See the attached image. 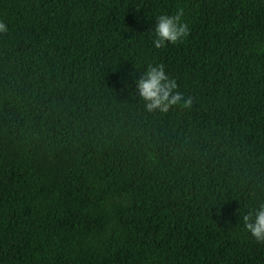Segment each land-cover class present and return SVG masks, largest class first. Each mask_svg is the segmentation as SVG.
<instances>
[{
	"label": "trees",
	"instance_id": "1",
	"mask_svg": "<svg viewBox=\"0 0 264 264\" xmlns=\"http://www.w3.org/2000/svg\"><path fill=\"white\" fill-rule=\"evenodd\" d=\"M190 35L156 49V18ZM0 264H264V0H0ZM164 64L190 109L148 112Z\"/></svg>",
	"mask_w": 264,
	"mask_h": 264
},
{
	"label": "clouds",
	"instance_id": "2",
	"mask_svg": "<svg viewBox=\"0 0 264 264\" xmlns=\"http://www.w3.org/2000/svg\"><path fill=\"white\" fill-rule=\"evenodd\" d=\"M7 32V24L0 21V34ZM189 35L190 28L184 21V9L179 8L174 14H161L156 18L152 40L156 49H164L169 44L182 43ZM178 88L177 80L166 72L162 63H149L143 75L136 81V92L145 102L144 107L148 112L167 113L177 105L190 109L194 97L185 96ZM242 223L246 232L257 242L264 243V202L249 209L242 216Z\"/></svg>",
	"mask_w": 264,
	"mask_h": 264
}]
</instances>
